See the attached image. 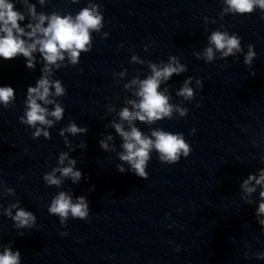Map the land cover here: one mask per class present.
I'll list each match as a JSON object with an SVG mask.
<instances>
[{"label":"clouds","instance_id":"obj_1","mask_svg":"<svg viewBox=\"0 0 264 264\" xmlns=\"http://www.w3.org/2000/svg\"><path fill=\"white\" fill-rule=\"evenodd\" d=\"M229 5V10H233L237 13H251L257 7L264 10V0H226ZM33 16H35V9H30ZM24 19V16L14 10V4L9 0H0V33L4 35L0 36V57L4 59H12L18 54H22L24 57H28V67H33L31 60V54L36 50L39 45V51L43 54L45 61L49 65L56 64L57 60H63V53L67 52L71 58L72 63H76L80 51H88L86 45L90 43L89 30L99 31L101 26V17L94 13L89 8H84L73 20L70 16L63 17L53 15L48 23L47 27H42L45 16L39 17V23L34 27L29 24L28 27L32 29L27 33L29 38L35 37L37 33L43 34V39H36L33 43L27 44L20 37L25 35L24 29L20 27L18 21ZM210 41L215 45L218 51H222L224 56H228L233 53V50H240V40L236 36L229 37L226 33L215 32L212 34ZM226 49V51H225ZM255 53L249 46L248 55L245 58V63H250ZM205 56L209 61L213 59V49L207 48ZM153 75L146 80L140 82V90L138 95L142 98L139 104H134V107L139 111L130 113L127 108L121 111L120 116L124 120L131 121L133 119H139L140 121L147 120L152 122L157 119H161L163 116H170L171 106L168 104V97L158 92V87L161 79L169 78L173 73H179L183 71V67H173L171 64L165 66L161 70H157L155 65H152ZM45 71H50L47 67ZM191 79V78H189ZM199 83V82H198ZM55 92L57 95L63 93L60 82L54 83ZM202 86V85H201ZM50 81L47 77L41 78L37 82L36 87L28 88V106L30 108L27 111V120L24 121L29 125H35L37 122L41 124H51V121L45 119L46 109L42 108L36 101L37 99L49 103L47 100L49 96ZM178 95L185 98H191L193 91L188 87V81L185 82L184 87L180 90ZM14 96V90L11 87H0V102H3L5 106ZM199 106V105H197ZM63 109L57 105L55 111L51 113L57 120L61 119ZM184 113L181 112V115ZM116 131L123 137L126 154H121L120 159L126 161L131 165V168L135 171L136 175L147 178L145 172V166L149 160V152L155 149L159 156V160L166 162L167 164H174L180 160V154L186 158L189 156L192 148L185 143L182 135L171 134L163 131H154L152 136L155 140L142 136L141 132L135 127L130 132H126L122 129L121 125H115ZM66 131L76 134L77 132L84 131L79 129L75 124H71ZM41 130L37 129L34 133L35 136L40 135ZM192 133L196 132V129L191 130ZM48 135L47 132L44 133ZM63 135V132L61 133ZM111 139V137H109ZM101 147L107 149L108 145L101 142ZM67 159L66 154H62L60 157V163L63 164ZM75 161L70 160L69 166L59 169L64 176H72L73 180L79 179L80 172H74L72 165ZM119 171L123 172V167L118 166ZM44 179L52 185H58L59 180L54 175H46ZM256 179L253 176H249L248 180L244 182L245 188H247L250 180ZM264 182V172L261 173L260 178L256 179V183L260 184ZM254 189L247 188V191L251 192ZM261 197H264V191L260 193ZM49 212L52 214H58L61 217V222L69 214L75 218L85 219L88 216V204L85 203L84 198H78V202L73 204L71 198L64 192H61L56 197L49 208ZM259 212L264 213V203L259 206ZM10 215V210L9 213ZM14 219L19 222L21 226L29 224V221H34V216L30 212H26L23 209L17 211ZM264 223V222H262ZM63 235V234H62ZM19 252L13 254L10 250L6 249L5 252L0 255V264H19Z\"/></svg>","mask_w":264,"mask_h":264}]
</instances>
